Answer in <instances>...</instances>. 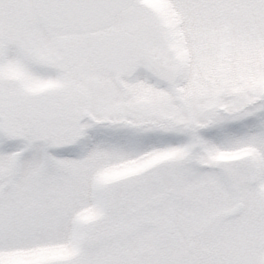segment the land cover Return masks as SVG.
Masks as SVG:
<instances>
[{
	"label": "snow or ice",
	"instance_id": "snow-or-ice-1",
	"mask_svg": "<svg viewBox=\"0 0 264 264\" xmlns=\"http://www.w3.org/2000/svg\"><path fill=\"white\" fill-rule=\"evenodd\" d=\"M0 264H264V0H0Z\"/></svg>",
	"mask_w": 264,
	"mask_h": 264
}]
</instances>
